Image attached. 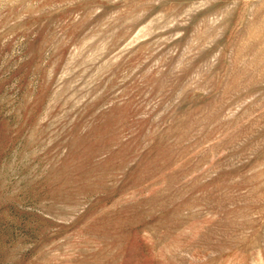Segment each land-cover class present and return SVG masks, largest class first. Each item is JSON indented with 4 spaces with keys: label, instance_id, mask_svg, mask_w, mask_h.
I'll return each instance as SVG.
<instances>
[{
    "label": "rangeland",
    "instance_id": "1",
    "mask_svg": "<svg viewBox=\"0 0 264 264\" xmlns=\"http://www.w3.org/2000/svg\"><path fill=\"white\" fill-rule=\"evenodd\" d=\"M0 264H264V0H0Z\"/></svg>",
    "mask_w": 264,
    "mask_h": 264
}]
</instances>
